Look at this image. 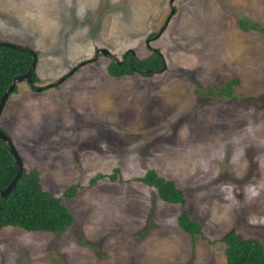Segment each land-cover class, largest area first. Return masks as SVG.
Listing matches in <instances>:
<instances>
[{"label":"rangeland","instance_id":"obj_1","mask_svg":"<svg viewBox=\"0 0 264 264\" xmlns=\"http://www.w3.org/2000/svg\"><path fill=\"white\" fill-rule=\"evenodd\" d=\"M238 21L264 29V0H0V40L36 53L44 87L17 82L0 129L73 218L2 229L0 264H224L229 231L264 250V34ZM127 50L161 69L109 76ZM148 170L183 203L141 183Z\"/></svg>","mask_w":264,"mask_h":264},{"label":"trees","instance_id":"obj_2","mask_svg":"<svg viewBox=\"0 0 264 264\" xmlns=\"http://www.w3.org/2000/svg\"><path fill=\"white\" fill-rule=\"evenodd\" d=\"M238 26L243 31L256 30L264 34V29L256 23L238 21ZM30 61L31 56L27 53L0 46V95L14 76L26 71ZM161 67V57L154 51L145 58L136 59L127 50L120 60H110L105 68L109 76L118 78L132 75L134 72H139L142 76H150L158 72ZM30 79L32 83L36 80L34 71L31 72ZM237 80L236 78L227 80L221 92L230 90L238 83ZM2 131L5 133L4 130ZM14 173L13 159L7 146L0 140V190L8 184ZM139 181L152 187L160 200L168 203H183L181 191L173 182L163 180L153 171H146ZM73 192L74 186H69L62 194L64 197H71ZM72 221L71 213L59 198L52 197L41 188L37 174L32 170L23 169L11 191L5 197H0V232L6 227H12L26 232L58 233L65 231ZM177 224L191 241L193 235L200 232L199 224L191 221L184 211L177 217ZM221 241L224 243V264H264V250L256 239L243 238L229 231L222 236ZM79 242L94 250L82 239H79Z\"/></svg>","mask_w":264,"mask_h":264},{"label":"water","instance_id":"obj_3","mask_svg":"<svg viewBox=\"0 0 264 264\" xmlns=\"http://www.w3.org/2000/svg\"><path fill=\"white\" fill-rule=\"evenodd\" d=\"M0 46L10 48V49H13L16 51H21V52L27 53L28 55L31 56V61L29 63V66L27 67L26 71L20 75L14 76L12 78L11 82L9 83V85L7 86V88L5 89V91L0 95V112H1L7 97L10 95V93L14 89V86L17 82L25 81L29 85L30 89H32L33 91H40L44 87L43 86L42 87L34 86L31 82V79H30L31 72L34 69L35 61H36V53L34 51H32L31 49L26 48L24 46H21V45L15 44V43L6 42V41H1V40H0ZM100 52L102 54H106V51H104V50H100ZM154 52L159 54L156 50ZM60 81L61 80H59L57 83H59ZM47 86H51V84H49ZM0 140L2 141L3 144H5L7 146L8 151H9V153L13 159L14 167H15V173H14L13 177L8 182V184L3 189L0 190V197H5L11 191L15 182L20 177V174L23 170V165H22V161L20 159V156L18 155L16 149L14 148L10 138L1 129H0Z\"/></svg>","mask_w":264,"mask_h":264},{"label":"bare ground","instance_id":"obj_4","mask_svg":"<svg viewBox=\"0 0 264 264\" xmlns=\"http://www.w3.org/2000/svg\"><path fill=\"white\" fill-rule=\"evenodd\" d=\"M52 86H53V85H52ZM52 86H51V87H52ZM41 90H42V89H41ZM18 155H19V154H18Z\"/></svg>","mask_w":264,"mask_h":264},{"label":"flooded vegetation","instance_id":"obj_5","mask_svg":"<svg viewBox=\"0 0 264 264\" xmlns=\"http://www.w3.org/2000/svg\"><path fill=\"white\" fill-rule=\"evenodd\" d=\"M42 87V86H41Z\"/></svg>","mask_w":264,"mask_h":264}]
</instances>
